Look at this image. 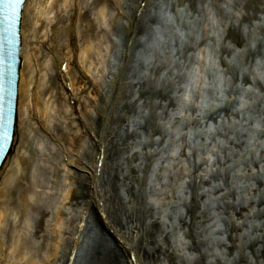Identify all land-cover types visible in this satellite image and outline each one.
Masks as SVG:
<instances>
[{"label":"bare ground","instance_id":"bare-ground-1","mask_svg":"<svg viewBox=\"0 0 264 264\" xmlns=\"http://www.w3.org/2000/svg\"><path fill=\"white\" fill-rule=\"evenodd\" d=\"M82 1L27 0L25 3L21 26L25 59L19 81L17 126L12 150L0 171V264H69L75 251L72 264H78L80 259L79 264H221L217 257L210 259L195 237L188 247L189 256L182 261L177 259L156 217L148 214L145 207L147 191L145 181L140 178L142 162L139 160L144 151H138L141 143L133 136L142 132L164 141L152 127L151 116L145 115L155 93H159L157 97L161 100L154 106L166 110L168 116H176L178 108L171 95L151 88L150 79L132 80L131 91L127 93L124 87L129 74L130 50L138 44L137 37L147 12L158 4L152 0L122 3L87 0L83 13ZM195 1L200 0H179V3L194 8ZM238 1L243 9L242 4L249 0ZM250 2L254 7L249 4L250 13L242 17L249 24L264 14V0ZM114 10L125 22L118 55L108 65L103 55L108 47L105 48L103 37L97 32L104 29L97 23L113 16ZM225 28L231 50L241 49L248 60L253 59L255 49L246 43L236 24H227ZM221 64L227 65L224 58ZM106 69L108 74L102 75ZM98 71L101 78H107L106 88L96 80L100 76ZM247 74H242V83L250 82ZM131 103L135 107L142 103L143 111L139 110L127 122L114 121V110L118 106L128 108ZM229 111L216 104L206 112L205 119L219 124L223 115L232 117ZM115 123L116 127L121 124L120 130L126 133V139L120 132L117 134ZM86 140L89 147L85 151ZM43 145L50 154L55 149L49 163L54 172L62 174L55 198L57 202L61 199L62 212L53 219L52 225H46L44 250L34 255L30 251L35 244L28 239L29 229L35 227V237L40 239L45 218L50 216V212L39 207L36 198V192L40 191H36L39 186L34 156L37 146L42 150ZM149 153L150 150L145 152ZM121 154H128V174L120 176ZM257 158L252 160L256 171L251 168L257 186L248 196L229 195L221 184L214 187L216 179L209 178V173L215 175V170L205 171L195 161L192 179L178 199L182 209L179 228L193 236L196 228L205 222L201 198L206 193L214 194L225 215L226 240L222 248L232 264H245L249 258L251 264H264V155L260 156L262 161ZM101 160L103 164L99 167ZM192 186L205 191L199 194ZM121 189L125 193L119 196ZM83 216L85 227L76 238ZM95 227L106 238L98 233L91 235ZM66 234L70 238L62 248V236ZM75 245L78 250H74Z\"/></svg>","mask_w":264,"mask_h":264},{"label":"rangeland","instance_id":"rangeland-1","mask_svg":"<svg viewBox=\"0 0 264 264\" xmlns=\"http://www.w3.org/2000/svg\"><path fill=\"white\" fill-rule=\"evenodd\" d=\"M152 1L158 6H152L143 19L141 33L137 37L138 44L131 50L124 91H131L130 83L132 80L136 81V78L145 81L150 79L152 89H158L174 98L178 113L170 117L166 110L155 107V102L161 100L157 97L159 93H155L154 98L151 97L154 104L146 107L145 115L151 116L152 127L160 132L164 141L161 142L159 136L151 137L142 132L133 136L136 142L141 143L138 151H144L139 160L142 162L140 178L145 181L147 191L145 207L148 214L156 217L161 232L180 261L189 256L188 247L195 237L210 259L217 257L221 264H232L222 248L223 241L226 240V235L223 234L225 215L221 213L214 194L206 193L201 198L205 222L196 228L193 236L179 228L178 218L182 209L178 199L192 179L195 161L205 171L213 168L215 175L210 172L209 178L216 179L214 187L221 184L229 195L245 197L257 186L256 175L251 172V168L254 167L253 157L262 161L260 156L264 155V14L259 15L262 16L260 20L245 23L242 17L251 11L249 4L253 6V3L250 0L242 4L245 7L243 9L238 0H200L195 1L194 8L180 4L179 0ZM82 3L84 13L87 0ZM113 13V16H106L104 21L99 20L97 23L104 29L97 32L103 37L105 48L108 47L103 52L108 65L118 55L120 35L124 27V20L116 16L115 10ZM231 23L236 24L246 43L255 49L253 59L248 60L246 54H241V49L231 50L232 46L227 41L225 32V25ZM223 58L227 65L222 66ZM95 73L97 74V70ZM243 73H248V84L242 83ZM98 74L100 76L96 80L101 82L102 88H106L107 78L101 76H106L108 69L102 75L99 71ZM216 104L229 109L232 117L224 118L223 115L219 124L205 119L206 112ZM143 109L142 103L136 107L133 103L128 108L118 106L114 110L113 120L127 122L128 118ZM116 128L117 134L120 132V136L126 139V133L120 130L121 124ZM85 142L86 151L89 141ZM43 147L45 148L39 150L37 146L34 156L39 186L36 191H40L36 192V198L39 207L50 212V216H45L40 239L35 237L34 225V228L29 229L28 239L35 244L30 251L34 255L44 250V239L48 234L44 231L46 225H52L53 219L62 212L61 199L58 202L55 199L62 174L54 172L49 163L55 149L50 154L46 145ZM149 150L151 153L146 155L145 152ZM127 157L128 154H121L123 166L119 171L120 176L128 174ZM262 164L263 162L259 166ZM254 170L256 171V167ZM191 189L199 194L205 191L195 186ZM122 190L118 193L119 196L125 193ZM92 233L91 235L98 233L103 237L96 227ZM69 238L68 234L62 236V248L66 247ZM9 243L12 244L11 241Z\"/></svg>","mask_w":264,"mask_h":264},{"label":"snow or ice","instance_id":"snow-or-ice-1","mask_svg":"<svg viewBox=\"0 0 264 264\" xmlns=\"http://www.w3.org/2000/svg\"><path fill=\"white\" fill-rule=\"evenodd\" d=\"M25 0H0V6L5 8H19ZM10 123V119L9 122ZM8 124L3 123L0 121V155L4 153L5 148L8 147L10 142V136L8 132ZM245 264H251V259L249 258Z\"/></svg>","mask_w":264,"mask_h":264}]
</instances>
